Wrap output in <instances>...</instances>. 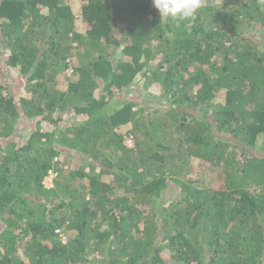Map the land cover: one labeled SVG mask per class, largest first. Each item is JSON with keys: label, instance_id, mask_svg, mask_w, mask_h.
<instances>
[{"label": "trees", "instance_id": "trees-1", "mask_svg": "<svg viewBox=\"0 0 264 264\" xmlns=\"http://www.w3.org/2000/svg\"><path fill=\"white\" fill-rule=\"evenodd\" d=\"M79 2L0 0V264H264V3Z\"/></svg>", "mask_w": 264, "mask_h": 264}, {"label": "rangeland", "instance_id": "rangeland-1", "mask_svg": "<svg viewBox=\"0 0 264 264\" xmlns=\"http://www.w3.org/2000/svg\"><path fill=\"white\" fill-rule=\"evenodd\" d=\"M80 0H72L73 4H74V7L77 9L80 2ZM77 29L78 30H81L83 29V24L80 23V21H78V24H77ZM120 53V48H117V49H112V57H117ZM1 57V56H0ZM6 58V56H5ZM1 61H2V64L0 65V80L1 82H5L7 83L8 85L11 86V90L16 93L17 96H24L26 94H28L27 90H26V87H25V84H22V85H19V83H15L14 82V73L16 71H18V69H12L11 67H7V65H5L4 63V57L0 58ZM72 63H73V60H72ZM74 64V63H73ZM66 69H64L63 71H60L59 74H58V85H60L62 88H64L67 83H68V80L66 79L67 75H66ZM13 74V76H11ZM140 91H136L134 93V95L138 98L141 97V99H139L140 101V105H146V104H149L150 106L152 105V103H156V105H160V104H166L167 105V101L166 100H163L161 101V93L160 94H157V93H152L154 92L157 87H152L149 91V88H143L142 86H140ZM159 92V91H158ZM219 102L222 103V98L220 97L219 98ZM18 126L21 128V129H24V130H30L32 129L33 127V123L31 122H27L25 119H20L19 122H18ZM23 130V131H24ZM66 159L65 157H63V160ZM204 172L201 174H205L208 172V168H204ZM56 173H53V175H50L49 177H47L46 179V184L48 187H52L53 185V178L55 177ZM75 180V178H74ZM77 180H75V185H78L79 184L77 183ZM215 181V178H214V173H210V174H207V175H203L201 178H200V181H198V184L201 185V186H206V187H209L211 184H213ZM85 188V187H84ZM167 194H168V198H172L171 196H174L175 195V192L173 191V189H169L166 191ZM176 196V195H175ZM61 230L63 231L62 233V237L64 240H66V237H67V240L68 238L70 237H74V231H68V232H65V230H63L61 228ZM167 254H169V251L167 250L166 252ZM92 256H95V254H92ZM26 263H28V261H26Z\"/></svg>", "mask_w": 264, "mask_h": 264}, {"label": "clouds", "instance_id": "clouds-1", "mask_svg": "<svg viewBox=\"0 0 264 264\" xmlns=\"http://www.w3.org/2000/svg\"><path fill=\"white\" fill-rule=\"evenodd\" d=\"M261 2L264 3V0H261ZM152 4L154 8L158 11L159 17L161 19L171 18L173 20H184L191 18L196 14L198 9L201 7V0H152ZM69 69H72V67L66 68L65 72L67 75H71V73L73 72L72 69V72L69 73ZM128 145L133 146V143ZM56 232L59 233V236L64 242L67 241V237L66 240L63 239V232L61 231V229H57Z\"/></svg>", "mask_w": 264, "mask_h": 264}, {"label": "built area", "instance_id": "built-area-1", "mask_svg": "<svg viewBox=\"0 0 264 264\" xmlns=\"http://www.w3.org/2000/svg\"><path fill=\"white\" fill-rule=\"evenodd\" d=\"M68 72H69V73L72 72V69H69ZM126 140H127V143H128V144H132L133 141H134V140H133V136H129V137H127Z\"/></svg>", "mask_w": 264, "mask_h": 264}]
</instances>
